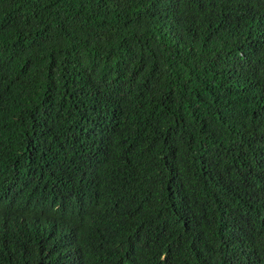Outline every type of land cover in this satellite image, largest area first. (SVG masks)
<instances>
[{"label":"trees","instance_id":"1","mask_svg":"<svg viewBox=\"0 0 264 264\" xmlns=\"http://www.w3.org/2000/svg\"><path fill=\"white\" fill-rule=\"evenodd\" d=\"M0 264H264V0H0Z\"/></svg>","mask_w":264,"mask_h":264}]
</instances>
